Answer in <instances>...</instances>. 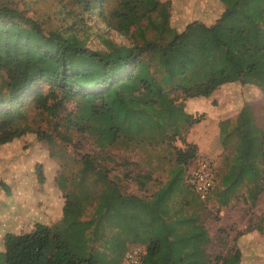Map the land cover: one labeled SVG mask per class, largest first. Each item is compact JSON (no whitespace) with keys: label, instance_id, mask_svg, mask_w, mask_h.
<instances>
[{"label":"trees","instance_id":"obj_1","mask_svg":"<svg viewBox=\"0 0 264 264\" xmlns=\"http://www.w3.org/2000/svg\"><path fill=\"white\" fill-rule=\"evenodd\" d=\"M61 1L70 4L61 17L70 24L54 27L15 3L0 6V146L32 134L49 146L50 157H59L58 145L97 130L113 135L111 146L160 150L157 163L167 174L138 196L110 179L102 150L72 159L76 170H63L57 179L61 218L4 232L0 264H102L95 243L119 244L120 235L144 246L141 264H241L238 248L210 258L201 213L212 196L227 206L240 193L252 208L264 193V127L253 103L255 91L264 95V0H217L222 11L213 23L193 21L182 30L160 0L136 19L128 0ZM86 15H97L103 25L93 33L96 44ZM195 28L204 38L197 45L223 52L218 71L207 66V57L188 59L184 38ZM234 82L241 85L243 107L218 124L223 169L219 178L211 163L214 185L204 202L186 181L197 155L186 136L204 113H188L186 101L210 98ZM35 168L44 184L42 165Z\"/></svg>","mask_w":264,"mask_h":264},{"label":"rangeland","instance_id":"obj_2","mask_svg":"<svg viewBox=\"0 0 264 264\" xmlns=\"http://www.w3.org/2000/svg\"><path fill=\"white\" fill-rule=\"evenodd\" d=\"M128 1H130L131 17L135 19L149 12L154 4V0ZM61 2V0H0V6L15 3L26 11L27 15L43 22L45 27H54L70 24V17H65V20L61 18L70 8V4L65 8L63 6L65 2ZM160 2L169 4L171 23L179 30L193 21L213 23L222 11V6L217 0H160ZM85 18L86 23L92 27L90 41L96 44L98 40L93 33L101 31L103 25L97 15H86ZM199 31L195 28L184 38L188 59L207 57V66L212 71H218L220 65L216 63L219 57L223 56V52L213 50L210 43L197 45V39H204L203 36H199ZM110 34L118 42H127L124 37L114 32ZM211 53L218 55L213 61L209 58ZM231 71L235 72L233 69ZM242 103L241 85L238 82L222 85L210 98H194L186 101L188 113H204L201 122L194 125L186 136L188 143L197 146L196 159L190 162L189 166L200 159H207L216 168L220 178L224 153L218 143V124L220 121L233 119ZM253 103L257 120L264 127V95L255 91ZM41 125L43 129L46 128L44 123ZM112 141V134L97 130L89 131L83 136L74 135L70 144L58 145L56 151L59 157H50L49 146L44 142H37L32 134L1 145L0 240L7 228L14 232L27 231L36 222L53 224L61 218L64 199L58 188L57 179L63 170L66 175H71L76 170L72 159H79L83 154L102 150L101 161L109 170L110 179L116 180L127 193L145 196L153 191L155 182L166 178V166L161 167L157 163L158 156L161 155L160 150L125 149L117 144L111 146ZM57 142L59 143V140ZM175 145L182 149L185 147L180 141ZM61 152L65 153L66 157ZM38 164L43 167L44 184H40L37 179L35 167ZM188 171L187 167V173ZM145 175L150 179L143 178ZM260 200L259 210H247L241 207L243 206L241 204V209L235 215L234 224L231 226L221 224L214 196L210 201H204L206 203L201 213V221L210 236L207 252L212 260L236 248L234 239L241 233V230H238L241 223H250L247 232H251L253 226L264 228V195H261ZM231 232L234 234L232 235ZM260 234L258 239L251 237L250 243L246 244L247 249L242 254L241 264H264V233L260 232ZM130 239L129 237L126 241L125 236L120 235L119 244L117 241L111 246L103 243L106 251H103L101 242L95 243V248L101 251L98 256L102 264H126V252L131 246H135ZM138 246L145 251L144 246Z\"/></svg>","mask_w":264,"mask_h":264},{"label":"built area","instance_id":"obj_3","mask_svg":"<svg viewBox=\"0 0 264 264\" xmlns=\"http://www.w3.org/2000/svg\"><path fill=\"white\" fill-rule=\"evenodd\" d=\"M186 181L202 201L207 200L214 185V173L207 159H200L189 166ZM144 251L139 246L131 247L125 257L126 264H141Z\"/></svg>","mask_w":264,"mask_h":264},{"label":"crops","instance_id":"obj_4","mask_svg":"<svg viewBox=\"0 0 264 264\" xmlns=\"http://www.w3.org/2000/svg\"><path fill=\"white\" fill-rule=\"evenodd\" d=\"M242 107L243 106L241 104L238 112L241 110ZM214 178H215V175H214ZM262 195H264V193ZM260 197L261 196H259V198L257 199L256 203L254 204V206L252 208H250V204L246 203V201L240 196V193H239L238 197L236 199L231 200L227 206H219V204L215 200L214 202L217 204V208L219 211L218 217L220 218L221 224H224L225 226H231L232 224H234L235 215L238 213V210H240L241 207H244L245 209L247 208V210L250 209L252 211L259 210L260 203H261ZM241 204L243 206L240 207ZM249 226H250L249 222L241 223L238 227V230H241V233L239 235H237L234 239V244H236V248H238L240 250L241 254H243L246 251V249H247L246 244L250 243L249 240L251 237L258 239L259 235H261L260 232L264 233V228L262 229L258 226L257 227L253 226L252 231L247 232V230H249ZM8 230L9 229L7 228V231ZM253 233H256V235H253ZM231 234L233 235L234 233L231 232ZM255 245H256V243H255ZM242 257H243V255H242Z\"/></svg>","mask_w":264,"mask_h":264}]
</instances>
